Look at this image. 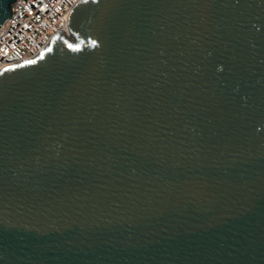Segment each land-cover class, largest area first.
<instances>
[{
	"label": "water",
	"instance_id": "95a60500",
	"mask_svg": "<svg viewBox=\"0 0 264 264\" xmlns=\"http://www.w3.org/2000/svg\"><path fill=\"white\" fill-rule=\"evenodd\" d=\"M69 27L0 73V264H264V0Z\"/></svg>",
	"mask_w": 264,
	"mask_h": 264
},
{
	"label": "built area",
	"instance_id": "2783aa9c",
	"mask_svg": "<svg viewBox=\"0 0 264 264\" xmlns=\"http://www.w3.org/2000/svg\"><path fill=\"white\" fill-rule=\"evenodd\" d=\"M82 1L16 0L0 29V73L39 58L58 35L71 36L70 17Z\"/></svg>",
	"mask_w": 264,
	"mask_h": 264
},
{
	"label": "rangeland",
	"instance_id": "374dc122",
	"mask_svg": "<svg viewBox=\"0 0 264 264\" xmlns=\"http://www.w3.org/2000/svg\"><path fill=\"white\" fill-rule=\"evenodd\" d=\"M68 39H69L70 41H72V42H74V41H75V38H74V36H68Z\"/></svg>",
	"mask_w": 264,
	"mask_h": 264
}]
</instances>
